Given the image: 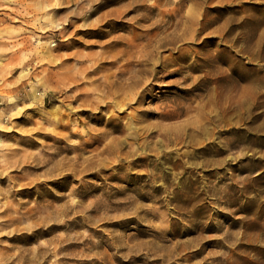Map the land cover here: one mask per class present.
<instances>
[{
    "label": "rangeland",
    "instance_id": "1",
    "mask_svg": "<svg viewBox=\"0 0 264 264\" xmlns=\"http://www.w3.org/2000/svg\"><path fill=\"white\" fill-rule=\"evenodd\" d=\"M205 261L264 264V0H0V264Z\"/></svg>",
    "mask_w": 264,
    "mask_h": 264
},
{
    "label": "bare ground",
    "instance_id": "2",
    "mask_svg": "<svg viewBox=\"0 0 264 264\" xmlns=\"http://www.w3.org/2000/svg\"><path fill=\"white\" fill-rule=\"evenodd\" d=\"M58 4V3H57ZM102 5H98L97 9H99ZM157 4L155 6H151V7H145L144 5H139V4H131L128 7H130L129 11H133L135 14L130 18L132 20H134L136 23L139 24V26L141 27H145L147 28L146 25H143V22H148L151 19L153 20L150 25V27H148V31H151L153 29H155V31L153 30L151 33H149V41H148V46L151 48L149 50L150 55H152L159 47L164 46L165 43L163 42L164 37H160L158 39L159 36H161L162 34H164L166 32V30H159L158 25L156 23V20L153 19V17L155 16L154 12L155 9L157 8ZM59 8V7H58ZM120 14L118 16H120L123 12H125V10H119L118 11ZM103 24L109 26L110 28L107 29L108 31H112L115 29H118V25L120 24V26L124 25L125 27V23H123V21H119L117 22L115 19L110 18L107 21H105ZM129 26V25H128ZM56 29H60V28H56ZM91 34H95V35H101V34H106V30L99 28L97 31H90ZM110 32H107V34ZM166 36H169V34L165 33ZM115 42V41H114ZM135 42L133 41L132 43H129L130 45H133V47H137V45L134 44ZM171 43V42H170ZM121 45L123 43H121L120 40H116L115 45ZM128 47V46H126ZM181 57H183V54L179 55ZM145 61L147 62L148 60H143L140 61V64H144ZM207 73L209 74L210 71H207ZM218 74H221L222 72L220 70L217 71ZM189 75L186 74L184 75V78L187 79ZM249 78H247L248 80ZM215 80V85L213 87H211V83ZM141 79H137L135 82L141 83ZM134 82V83H135ZM199 85H196V87ZM207 90H213V96L210 97V100L212 101H217L218 98H234V96L237 94L238 90H239V83L237 80L235 79H230L225 75L222 76H217L215 79L213 78H209L208 82L205 84ZM195 87L192 88H187L186 90L188 91L187 94H189V92H191ZM183 98H188V97H183ZM244 100L242 102V106L244 107V114L246 117H250V113H251V96H250V91L247 89V92L244 95ZM238 109V105L234 106L232 108V110H236ZM178 114V113H177ZM166 116H173V115H166ZM177 139L180 138L179 135L176 136ZM172 139V138H171ZM232 146H236V144L231 143ZM230 144V145H231ZM82 162L77 163V161H74L72 163H69V167H70V171L71 173H76V172H80L82 171V169H85L87 166L81 168ZM68 176V174L66 175ZM203 217V216H202ZM201 217V218H202ZM197 254L199 253L196 252ZM202 264H208L206 261L203 262Z\"/></svg>",
    "mask_w": 264,
    "mask_h": 264
}]
</instances>
